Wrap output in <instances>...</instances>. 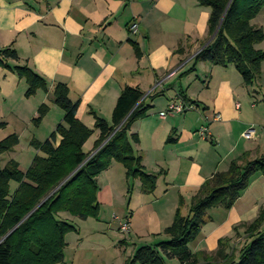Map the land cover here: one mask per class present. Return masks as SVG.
<instances>
[{
  "label": "crops",
  "instance_id": "obj_1",
  "mask_svg": "<svg viewBox=\"0 0 264 264\" xmlns=\"http://www.w3.org/2000/svg\"><path fill=\"white\" fill-rule=\"evenodd\" d=\"M209 14L210 8L196 0H0V51L13 48L18 55L0 65V120L18 134L42 103L49 106L48 113L55 109L52 90L63 83L70 100L78 101L76 118L93 129L83 145L88 150L82 148L88 153L99 136L94 116L109 122L121 91L137 87L149 107L130 127L139 139L132 149L146 172L160 173L154 190L160 196L153 200L162 202L165 213L161 218L151 211L149 232L162 235L175 210L188 211L192 197L213 173L227 170L241 156H264V63L251 87L244 86L232 65L194 63L211 37ZM130 23L137 25L134 34L128 32ZM251 24L264 31V10ZM256 47L264 50V40ZM24 65L46 84V91L32 95L37 103L25 97V79L14 70ZM179 100L193 108L159 117L169 103ZM48 113L41 123L53 131L63 115L51 122ZM201 126L209 138L198 135ZM112 165L96 178L98 184L100 177L105 180L98 202L114 204L116 194L129 195L132 205L152 201L151 193L140 191L138 179L129 184L125 172L110 171ZM209 210L190 250L211 255L219 240L228 239L225 251L237 258L249 241L243 224L264 211V175H252L229 209Z\"/></svg>",
  "mask_w": 264,
  "mask_h": 264
},
{
  "label": "trees",
  "instance_id": "obj_2",
  "mask_svg": "<svg viewBox=\"0 0 264 264\" xmlns=\"http://www.w3.org/2000/svg\"><path fill=\"white\" fill-rule=\"evenodd\" d=\"M196 2L210 8L208 35L218 29L211 41L196 53L194 63L232 65L244 86H253L264 63V50L256 47L264 40V31L253 26L251 20L264 10V0ZM0 55L3 66L5 59H18L13 48L1 50ZM14 70L25 79V97L37 90L46 91L44 80L27 66H15ZM141 97L137 87L127 86L118 96L109 122L94 116V129L99 131V136L93 148L104 143L84 161L88 153L82 148L93 129L76 118L78 101L70 100L68 87L55 84L52 102L63 110L61 122L43 141L32 140L37 153L27 169L22 171L13 159L3 166L0 163V264L62 263L65 236L77 232V228L60 219L58 214L67 212L81 219L96 218V178L112 162L123 166L126 178L139 180L142 193L154 192L160 173L145 171L140 156L132 149V144L139 141L138 136L128 133L132 123L144 117L149 107ZM48 110L49 106L42 103L32 122L39 124ZM5 127L6 122L0 120V129ZM17 143L15 133L0 139V156L12 151ZM257 172L264 175V156L254 159L241 156L232 160L227 170L213 173L192 197L185 215L179 208L175 210L171 224L162 231L164 239L137 247L124 264H166L165 260L169 259H176L180 264H264L263 210L252 222L243 224L249 241L239 250L237 259L225 251L228 239L219 240L211 255L202 251L194 253L188 246L206 222L207 211L216 207L229 209ZM10 182L16 183L13 190Z\"/></svg>",
  "mask_w": 264,
  "mask_h": 264
},
{
  "label": "rangeland",
  "instance_id": "obj_3",
  "mask_svg": "<svg viewBox=\"0 0 264 264\" xmlns=\"http://www.w3.org/2000/svg\"><path fill=\"white\" fill-rule=\"evenodd\" d=\"M30 97L34 103H37L38 100L36 98L32 99V96ZM56 112H59L60 116H58ZM61 115H63V110L56 106L53 111L48 113V118L53 122L55 119H60ZM41 121L37 125L31 121L29 124L30 126L28 125L17 132L18 143L13 148V152L9 151L4 153L1 158L2 164L10 157L18 162L19 168L22 171L27 169L33 156L37 153V150L32 144V140L41 142L52 131L50 128L51 125L48 123H41ZM3 133L7 136L10 133H14V130L13 128H7L6 126L0 131V135H3ZM128 133H132L130 132V129ZM83 149L84 151H87L88 147L85 146ZM95 149L88 152L84 161L95 153ZM111 164L113 165L110 171L113 170V168H117L122 173L125 172L123 166L119 163L112 162ZM133 182L137 183V179H128L129 184ZM104 183L105 180L100 177L99 184L97 183L98 190L96 192V198L99 191H104ZM15 187L16 183L10 182V189L13 190ZM159 196V193L153 192L149 197L152 199L151 202L146 201L141 205H132V203H129V195L116 194V197H114V204H110L107 199L106 201L103 199L101 202H98V214L96 218L90 216L86 219H81L77 216L70 215L67 212L59 213L58 217L60 219L65 220L77 228V232H70L65 236L67 244L64 248V263L124 264V262L132 256L137 247L146 244L153 245L157 241L164 239L163 234L160 236L157 234L151 235L149 232L152 227L150 224L153 222V217L150 214L152 213L151 211L153 210V213L155 211L157 216L161 218H163L161 215L165 213L162 202L159 203L158 201L155 203L156 201L153 200L154 197L156 198ZM208 212H211L212 215L214 214V211L212 210H209ZM180 213L185 215L187 211L182 209L180 210ZM126 219H129L130 222L128 233L119 230V223L125 222ZM188 246L193 249L194 244H189ZM165 262L166 264H180L176 259H173L172 263H169L168 260H165Z\"/></svg>",
  "mask_w": 264,
  "mask_h": 264
},
{
  "label": "built area",
  "instance_id": "obj_4",
  "mask_svg": "<svg viewBox=\"0 0 264 264\" xmlns=\"http://www.w3.org/2000/svg\"><path fill=\"white\" fill-rule=\"evenodd\" d=\"M128 32L130 34H134L137 32V25L136 23H130L128 25ZM193 107L190 104H186L182 100H179L177 102H171L167 105V107L159 112V117L165 118L168 115H173V114H181L184 113L187 110L192 109ZM197 133L200 137L207 139L209 138V134L207 133V128L204 126H201L197 129ZM130 229L129 226V219H126L125 222H120L119 223V230L128 233Z\"/></svg>",
  "mask_w": 264,
  "mask_h": 264
},
{
  "label": "water",
  "instance_id": "obj_5",
  "mask_svg": "<svg viewBox=\"0 0 264 264\" xmlns=\"http://www.w3.org/2000/svg\"><path fill=\"white\" fill-rule=\"evenodd\" d=\"M217 29H218V27H217ZM217 29H216L215 32L211 35L210 39L208 40V42H207L203 47H205V46L211 41V39H212L213 36L215 35ZM103 143H104V142H103ZM103 143H102V144H103ZM102 144H101V145H102ZM101 145H100L99 147H101ZM99 147L96 148L94 152H96V151L99 149ZM71 174H72V173H71ZM71 174H70V175H71ZM54 190H55V189H54ZM54 190H53V191H54ZM53 191H52V192H53ZM49 195H50V194H49ZM49 195H48V196H49ZM48 196H46V197H45L40 203H42V202H43ZM38 205H39V204H38ZM38 205H37L36 207H38ZM36 207H35V208H36ZM35 208H34V209H35ZM34 209H33V210H34Z\"/></svg>",
  "mask_w": 264,
  "mask_h": 264
}]
</instances>
